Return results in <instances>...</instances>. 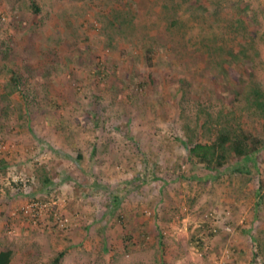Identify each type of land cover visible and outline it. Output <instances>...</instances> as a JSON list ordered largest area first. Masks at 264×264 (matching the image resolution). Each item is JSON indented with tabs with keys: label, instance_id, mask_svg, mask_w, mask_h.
Instances as JSON below:
<instances>
[{
	"label": "rangeland",
	"instance_id": "rangeland-1",
	"mask_svg": "<svg viewBox=\"0 0 264 264\" xmlns=\"http://www.w3.org/2000/svg\"><path fill=\"white\" fill-rule=\"evenodd\" d=\"M37 3L40 14L0 0L10 264L61 251L60 264H264V108L252 101L264 95V0ZM231 121L260 141L255 155L216 171L188 157L184 143ZM34 199L57 201L72 225L12 216ZM210 213L220 228L205 237Z\"/></svg>",
	"mask_w": 264,
	"mask_h": 264
},
{
	"label": "trees",
	"instance_id": "trees-1",
	"mask_svg": "<svg viewBox=\"0 0 264 264\" xmlns=\"http://www.w3.org/2000/svg\"><path fill=\"white\" fill-rule=\"evenodd\" d=\"M30 7L35 14H40V7L37 0H30ZM147 53H150V50H147ZM11 82L25 97L24 86L16 74L12 75ZM253 95V105L257 106V108H264V102L261 101L264 99V95L260 94L258 91H254ZM241 126L239 121H231L229 126H224L225 130L219 132L215 131L216 134L210 137L209 140H206L205 143L192 142V146L189 147L188 140V142L184 143L188 157L199 164H203L206 169H210L211 171L223 168L227 160L242 159L247 161L251 155H255L257 152L260 141L251 133L244 131ZM233 171L242 172V168L237 166L233 168ZM213 225L214 221L210 218L209 224H206L204 227L202 226V228L200 227L202 235L205 237H213L216 235L212 232ZM195 241H197L196 247L200 251H203V239L199 236L195 238ZM12 255L11 250H0V264H10ZM64 255L65 251L57 253L50 259L48 264H60Z\"/></svg>",
	"mask_w": 264,
	"mask_h": 264
},
{
	"label": "built area",
	"instance_id": "built-area-1",
	"mask_svg": "<svg viewBox=\"0 0 264 264\" xmlns=\"http://www.w3.org/2000/svg\"><path fill=\"white\" fill-rule=\"evenodd\" d=\"M4 20V16L0 11V21ZM6 147L0 145V153L6 152ZM57 201H39V200H32L29 203L21 206L20 208L16 209L12 212L13 217L21 216V218L25 219L30 225L37 226L45 216L51 217L52 223L54 226L58 228H67L72 225L69 217L63 215L58 210ZM209 217L214 221V225L212 226V232L217 234L219 227V220L215 214L210 213ZM224 229L229 232L230 227L226 226Z\"/></svg>",
	"mask_w": 264,
	"mask_h": 264
},
{
	"label": "crops",
	"instance_id": "crops-1",
	"mask_svg": "<svg viewBox=\"0 0 264 264\" xmlns=\"http://www.w3.org/2000/svg\"><path fill=\"white\" fill-rule=\"evenodd\" d=\"M44 185H46V184H44Z\"/></svg>",
	"mask_w": 264,
	"mask_h": 264
}]
</instances>
